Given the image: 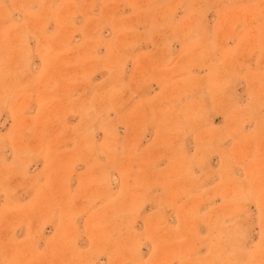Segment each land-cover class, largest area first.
Returning <instances> with one entry per match:
<instances>
[{"label": "rangeland", "instance_id": "rangeland-1", "mask_svg": "<svg viewBox=\"0 0 264 264\" xmlns=\"http://www.w3.org/2000/svg\"><path fill=\"white\" fill-rule=\"evenodd\" d=\"M0 264H264V0H0Z\"/></svg>", "mask_w": 264, "mask_h": 264}]
</instances>
